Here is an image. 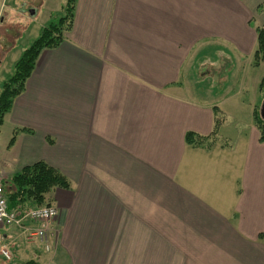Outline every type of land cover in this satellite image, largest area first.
I'll use <instances>...</instances> for the list:
<instances>
[{"label": "crops", "instance_id": "0c3cea01", "mask_svg": "<svg viewBox=\"0 0 264 264\" xmlns=\"http://www.w3.org/2000/svg\"><path fill=\"white\" fill-rule=\"evenodd\" d=\"M263 24L264 0H75L71 30L40 52L0 125L3 183L44 162L70 188L46 196L57 210L51 251L6 227L0 248L11 259L0 258L264 264L254 123L264 62L252 65ZM218 61L231 63L224 80L202 88L204 66ZM216 116L247 132L230 145L186 144V133L208 136Z\"/></svg>", "mask_w": 264, "mask_h": 264}, {"label": "trees", "instance_id": "16d2710c", "mask_svg": "<svg viewBox=\"0 0 264 264\" xmlns=\"http://www.w3.org/2000/svg\"><path fill=\"white\" fill-rule=\"evenodd\" d=\"M75 0H64L61 16L44 26L35 40L21 53L19 59L12 66V74L0 83V125L5 115L11 110L14 99L24 91L26 80L30 77L38 55L42 50L57 48L64 40V34L72 27V17ZM264 62V24L256 29V49L252 57V65L259 66ZM264 84V77L260 87ZM264 98V96H263ZM262 98V99H263ZM220 118L216 116L214 129L208 136L186 133L185 142L193 148H210L217 140L216 130L220 125ZM254 123L258 131V141L264 143V120L259 110L254 112ZM68 180L57 170L44 162H37L24 167L13 175L9 181L3 183V193L9 210L21 216L32 208L49 206L47 194L54 189L69 190ZM264 237L259 234V238ZM24 264H37L29 261Z\"/></svg>", "mask_w": 264, "mask_h": 264}, {"label": "rangeland", "instance_id": "374dc122", "mask_svg": "<svg viewBox=\"0 0 264 264\" xmlns=\"http://www.w3.org/2000/svg\"><path fill=\"white\" fill-rule=\"evenodd\" d=\"M63 3L64 0H0V63L3 62L0 65V83L11 76L12 66L19 59L23 50L35 40L40 30L61 16ZM32 12L34 13L32 14ZM204 67L202 76H205L206 80L205 82H201L203 84L202 88L209 81L211 83H219L224 80V71L227 72L230 69L231 63L230 61L226 63L218 61L215 62L213 68H209L208 65ZM259 95L260 92H257L258 98L261 97ZM251 97L252 91H247V93H241L237 96V98L244 101L250 100ZM260 105L261 102L257 105L258 110L260 109ZM244 127L243 123H234L227 117H224L218 130L217 142H226V144L230 145L228 139L234 140L240 135V132H247V129H244ZM50 231L49 233H53L52 230ZM19 232L22 233V231ZM52 237L53 235L49 234L46 243L48 246L47 250H45L43 244V250L46 253H49L52 249V245L50 244ZM0 264L17 263L16 260L4 262L0 258Z\"/></svg>", "mask_w": 264, "mask_h": 264}, {"label": "built area", "instance_id": "2783aa9c", "mask_svg": "<svg viewBox=\"0 0 264 264\" xmlns=\"http://www.w3.org/2000/svg\"><path fill=\"white\" fill-rule=\"evenodd\" d=\"M57 217V210L52 206H41L29 209L21 216L9 210L6 198L3 193V180L0 177V230L6 227L16 228L24 233L28 241H39L44 244L47 250V239L49 234L55 236L56 233H49L52 230V223ZM51 232V231H50ZM0 255L6 260L11 259V254L4 248H0Z\"/></svg>", "mask_w": 264, "mask_h": 264}, {"label": "water", "instance_id": "95a60500", "mask_svg": "<svg viewBox=\"0 0 264 264\" xmlns=\"http://www.w3.org/2000/svg\"><path fill=\"white\" fill-rule=\"evenodd\" d=\"M33 14V12H32ZM259 115L262 120H264V99L261 102L260 109H259Z\"/></svg>", "mask_w": 264, "mask_h": 264}]
</instances>
